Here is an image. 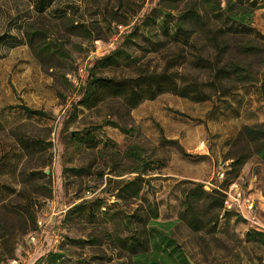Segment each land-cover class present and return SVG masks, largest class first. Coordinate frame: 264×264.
I'll list each match as a JSON object with an SVG mask.
<instances>
[{
    "label": "rangeland",
    "instance_id": "rangeland-1",
    "mask_svg": "<svg viewBox=\"0 0 264 264\" xmlns=\"http://www.w3.org/2000/svg\"><path fill=\"white\" fill-rule=\"evenodd\" d=\"M227 1L221 0L222 7ZM231 1L237 7L254 8L250 22L255 33L244 41L264 48V0ZM37 3L0 0V264H133L123 257L116 240L126 236L118 225L126 204L115 196H124L119 182L134 178H139L141 189L125 211L146 216L152 204L157 222L175 223L167 231L179 249L171 254V264H184L180 254L191 256L193 264H264V163L255 156L246 161L233 184L253 202L249 216L258 225L236 211L222 212L212 235L193 233L178 221L182 189L189 182L201 184L207 192L223 186L231 178L229 157L237 133L244 126L264 123L258 84L238 85L203 102L165 93L130 112L114 104L87 111L77 106L74 78L69 82L67 75L75 69L76 76L89 73L98 59L120 45L122 35L138 19L157 8L159 0H57L40 19L34 9ZM62 14L75 25H87L84 34L89 39L65 30L58 19ZM44 18L57 23L55 37L63 53L53 62L40 63L25 44L22 28L30 19L43 24ZM151 31L156 35L157 27ZM158 36L160 44L167 43L166 37ZM156 49L137 50V65L160 70L163 54ZM231 58L256 77L264 70L260 66L264 53L232 51ZM101 72L110 74L109 69ZM176 74L184 82L205 81V74L198 71L179 69ZM21 106L49 117L29 116ZM114 122L120 127H113ZM68 132L80 137L92 133L100 152L68 141ZM16 136L39 145L28 155ZM129 146L143 149L148 162L145 175L132 173L136 163L121 158ZM112 157L117 165L110 173L106 163ZM80 166L85 171L70 173L64 190L63 169ZM82 200H90L82 213H69ZM131 226L141 228L134 219ZM49 252L62 257L49 261Z\"/></svg>",
    "mask_w": 264,
    "mask_h": 264
},
{
    "label": "trees",
    "instance_id": "trees-1",
    "mask_svg": "<svg viewBox=\"0 0 264 264\" xmlns=\"http://www.w3.org/2000/svg\"><path fill=\"white\" fill-rule=\"evenodd\" d=\"M56 1L38 0L34 8L38 19L46 15ZM253 11L254 8L245 5L237 7L231 0L227 1L225 7H222L221 0H159L157 8L138 19L132 28L122 35L120 45L98 59L89 69V73H85L80 78L78 74L76 76L78 70L75 69L67 75L69 82L71 77L74 79V76L77 77L76 84L73 83V89L78 95L77 106L91 111L114 104L123 108L124 112H130L142 102L153 101L165 93L194 102H203L238 85L252 83L258 84L259 95L264 99V70L259 72V77H256L246 66L231 58L232 51L242 55L264 53V48L244 41L247 36L255 33L250 22ZM44 19L43 24L35 23L30 19V22L22 28L25 44L40 63L53 62L56 60V55L63 53V48L55 37L59 31L57 23ZM58 19L69 33L84 34L89 31L87 25H75L65 14L58 16ZM37 25L40 26L36 27ZM153 26L157 27L156 35L151 31ZM159 34L168 39L166 44H160ZM83 36L87 39L90 37L85 34ZM148 48L151 50L157 48V51L162 49L164 64L160 70L137 65L135 56L137 50L146 51ZM260 66L264 68V61H261ZM103 69H109L110 74L102 73ZM179 69L201 72L205 74V81H181L176 74ZM116 71L119 72L115 73ZM21 109L29 116L49 117L41 110H33L26 106H21ZM111 125L120 127L117 122ZM66 137L78 147L100 152L99 142L92 133L88 132L80 137L78 132H68ZM15 140L28 155L31 154L33 147L39 145L29 137L16 136ZM232 145L236 148L229 157L231 178L225 180L223 186L212 188L207 192L203 190L201 184L189 182L181 191V212L178 221L183 222L193 233L205 235L215 233L218 220L224 210L226 188H229L239 177L241 168L252 156L264 163V123L242 127ZM114 155L119 157L116 152ZM121 158L136 163L137 166L131 172L138 177L148 171V162L140 147L129 146ZM106 164L109 172L113 173L117 160L113 157L108 158ZM84 171L85 168L81 166L64 168L62 171L64 190H67V178L70 173L76 176ZM113 175L121 176L119 172H114ZM99 177H102V174ZM138 182L139 178L119 182L118 190L124 196L115 197L123 200L126 206L129 205L132 199L138 197L136 195L141 189ZM89 202L90 200H82L74 204L69 213L81 214L84 206ZM126 206L122 207V217L118 224L126 236L116 238L120 250L125 253L123 257L130 258L133 264H171V254L178 252L179 249L169 238L167 231H171L175 223L157 222V210L152 204L148 205L149 214L146 216L129 214L125 211ZM89 215L94 217L92 214ZM132 219L138 220L141 224L139 230L131 226ZM61 257L60 254H51V252L46 256L53 262ZM179 257L184 264H188L187 258L192 259L191 256L181 254Z\"/></svg>",
    "mask_w": 264,
    "mask_h": 264
},
{
    "label": "built area",
    "instance_id": "built-area-1",
    "mask_svg": "<svg viewBox=\"0 0 264 264\" xmlns=\"http://www.w3.org/2000/svg\"><path fill=\"white\" fill-rule=\"evenodd\" d=\"M80 72H81V70H80ZM81 77H82V75H81ZM73 83L76 84L75 79H73ZM224 194H225V205H224V210H223L224 213L228 212V211H236L243 218L252 222V225L253 224L258 225L255 222V217L249 216V214L252 213L254 210L253 202H251L249 200V198L245 199L244 196H242L243 192L241 190H239L235 184H232L228 188V190L226 192H224ZM249 217H251V218H249ZM38 226L40 227L39 223H38ZM31 234L32 235L30 236V239H31L30 241H34L35 240V232H32ZM55 239L57 241V238H55Z\"/></svg>",
    "mask_w": 264,
    "mask_h": 264
},
{
    "label": "water",
    "instance_id": "water-1",
    "mask_svg": "<svg viewBox=\"0 0 264 264\" xmlns=\"http://www.w3.org/2000/svg\"><path fill=\"white\" fill-rule=\"evenodd\" d=\"M48 172H45V174H47ZM188 264H193L189 258H187Z\"/></svg>",
    "mask_w": 264,
    "mask_h": 264
}]
</instances>
